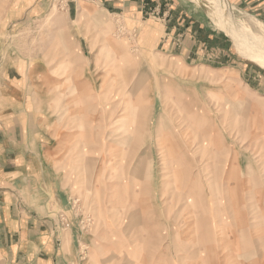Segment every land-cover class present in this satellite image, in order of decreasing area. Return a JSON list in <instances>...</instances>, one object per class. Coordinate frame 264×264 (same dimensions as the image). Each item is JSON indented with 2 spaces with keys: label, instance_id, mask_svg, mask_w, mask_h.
<instances>
[{
  "label": "rangeland",
  "instance_id": "rangeland-1",
  "mask_svg": "<svg viewBox=\"0 0 264 264\" xmlns=\"http://www.w3.org/2000/svg\"><path fill=\"white\" fill-rule=\"evenodd\" d=\"M43 1L42 15L13 26L0 0V97L20 94L26 114L68 134L57 168L71 196L57 232L64 213L80 264H264V65L227 31L257 49L245 33L264 23L228 0H170L134 15ZM135 99L141 136L121 149ZM163 142L176 157L175 197Z\"/></svg>",
  "mask_w": 264,
  "mask_h": 264
},
{
  "label": "crops",
  "instance_id": "crops-1",
  "mask_svg": "<svg viewBox=\"0 0 264 264\" xmlns=\"http://www.w3.org/2000/svg\"><path fill=\"white\" fill-rule=\"evenodd\" d=\"M88 1L114 15L126 11L134 15L143 14L142 5L154 8L170 0ZM228 1L264 23V0ZM44 5L43 0H8L5 22L15 26L27 16H40ZM133 6L139 11H131ZM24 99L18 93L0 97L6 102L0 121V264H80L78 231L70 226L57 232V213L67 208L69 193L71 196L64 185L67 174L57 168L68 134L58 130L46 114H26L15 103ZM32 117H39L36 124Z\"/></svg>",
  "mask_w": 264,
  "mask_h": 264
},
{
  "label": "bare ground",
  "instance_id": "bare-ground-1",
  "mask_svg": "<svg viewBox=\"0 0 264 264\" xmlns=\"http://www.w3.org/2000/svg\"><path fill=\"white\" fill-rule=\"evenodd\" d=\"M255 25L258 29L257 32H259V34L258 33L257 34L256 33H250L248 31L245 34H249L253 40L258 41V43L260 45H263L264 44V24H262L261 22L256 20ZM227 31L230 33L231 36L234 37V40L239 44L240 48L244 51L246 56H248L249 58H253L259 64L264 65V47H263L264 45L260 46V45L256 44L257 45L256 47H258V48L253 49V45H251V43H247L245 41V37H243L244 36L243 33H240L237 31H231V30H227ZM135 85H136L135 89L138 90L139 84L136 83ZM135 100H137V101L131 107L132 109L130 108L131 109L130 110V112H131L130 116L131 117H130L129 121L131 122V125L128 128L126 127L125 131H127V132L121 131V135L123 134L121 141H119V143L121 145V149L124 148L125 144L129 145L130 148L135 147L137 142H138L139 137L141 136V132H142L141 131V129H142L141 128V122L143 120L142 119L143 115H145L144 105H143V102L141 99H135ZM170 145H171V143H169V142L163 144L161 161H165L167 163L166 168L164 167V165L162 168L165 172L164 178L167 180L165 183L166 189H167V191L171 197H175V196H177L176 176H175L176 157H175V154L173 152L169 151L168 148L172 147ZM143 164H145V163H142V164L140 163L137 166V170H136L137 176L135 177V180L140 179L143 171H145L146 168H144V166H146V165H143ZM103 177L106 178V176H103ZM211 183H212V181H211ZM137 185L140 186V183H138ZM104 186H105V188H107V184L103 182L101 187L103 188ZM114 195H115V197H119V196L121 197L122 191L117 190Z\"/></svg>",
  "mask_w": 264,
  "mask_h": 264
},
{
  "label": "built area",
  "instance_id": "built-area-1",
  "mask_svg": "<svg viewBox=\"0 0 264 264\" xmlns=\"http://www.w3.org/2000/svg\"><path fill=\"white\" fill-rule=\"evenodd\" d=\"M64 215V217L62 216ZM60 224H61V227H67L69 228L71 226V224L69 223V221L67 220V218L65 217V214L64 213H60ZM59 220V219H58ZM70 224V225H69Z\"/></svg>",
  "mask_w": 264,
  "mask_h": 264
}]
</instances>
